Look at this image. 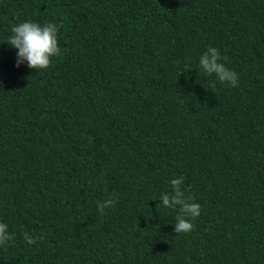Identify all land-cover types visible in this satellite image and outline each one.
<instances>
[{"label": "trees", "instance_id": "1", "mask_svg": "<svg viewBox=\"0 0 264 264\" xmlns=\"http://www.w3.org/2000/svg\"><path fill=\"white\" fill-rule=\"evenodd\" d=\"M25 21L59 27L47 69L16 66ZM0 223V264H264V0H0Z\"/></svg>", "mask_w": 264, "mask_h": 264}, {"label": "clouds", "instance_id": "2", "mask_svg": "<svg viewBox=\"0 0 264 264\" xmlns=\"http://www.w3.org/2000/svg\"><path fill=\"white\" fill-rule=\"evenodd\" d=\"M10 32L11 34L8 37L7 43L18 50L16 59L17 67L26 61L29 69H36L37 71L47 69L51 64L52 58L61 55L58 42L59 27L54 22H46L43 25L31 21L20 22L14 24ZM227 61L228 58L226 56L222 57L219 49L209 47L200 56L199 65L209 76L215 73L221 83H227L231 87H237L238 75L234 70L225 66ZM183 179V177L179 180L172 179L170 183L174 194L164 195L162 197L165 208L176 210L177 206H179L178 214L175 216L176 222L174 229L177 234L191 232L194 229L192 220L200 216V204L193 202L191 196L185 197L180 191L179 185ZM116 199H109L104 203H98V211L103 214L106 208L116 203ZM157 207L159 208L160 206L158 205ZM7 228V224L0 223V245H4L13 239V237L6 234ZM23 237L29 245L37 242L27 232L23 234ZM37 239L42 240L43 237L41 236Z\"/></svg>", "mask_w": 264, "mask_h": 264}]
</instances>
